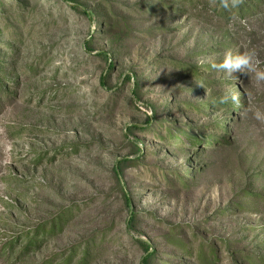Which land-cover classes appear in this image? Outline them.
I'll return each instance as SVG.
<instances>
[{
  "label": "rangeland",
  "instance_id": "obj_1",
  "mask_svg": "<svg viewBox=\"0 0 264 264\" xmlns=\"http://www.w3.org/2000/svg\"><path fill=\"white\" fill-rule=\"evenodd\" d=\"M240 7L0 0V264H264V87L210 66L264 68Z\"/></svg>",
  "mask_w": 264,
  "mask_h": 264
},
{
  "label": "clouds",
  "instance_id": "obj_2",
  "mask_svg": "<svg viewBox=\"0 0 264 264\" xmlns=\"http://www.w3.org/2000/svg\"><path fill=\"white\" fill-rule=\"evenodd\" d=\"M244 0H210L213 6L217 3L224 10L231 11L242 5ZM260 60L254 49H246L242 52L233 53L227 51L224 53L222 60L217 63L212 61L210 66L213 70L223 72L229 79H236L235 73L247 75L252 78L258 87H264V68L260 67ZM233 103L240 104V96L232 89H225L219 97L220 104ZM252 119L257 123L264 125V109H249Z\"/></svg>",
  "mask_w": 264,
  "mask_h": 264
},
{
  "label": "trees",
  "instance_id": "obj_3",
  "mask_svg": "<svg viewBox=\"0 0 264 264\" xmlns=\"http://www.w3.org/2000/svg\"><path fill=\"white\" fill-rule=\"evenodd\" d=\"M72 1V0H71ZM245 1V0H244ZM238 9H244V7H238ZM234 10L235 9H232L231 11H227V10H224V9H222V11L224 12V13H228V12H234ZM33 240H31V242H32Z\"/></svg>",
  "mask_w": 264,
  "mask_h": 264
}]
</instances>
